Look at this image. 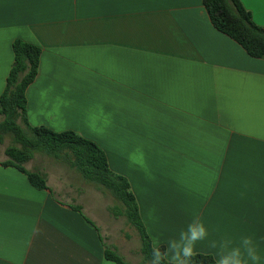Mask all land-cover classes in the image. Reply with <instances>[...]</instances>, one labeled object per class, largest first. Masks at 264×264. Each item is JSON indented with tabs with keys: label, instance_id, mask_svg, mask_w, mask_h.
<instances>
[{
	"label": "crops",
	"instance_id": "0c3cea01",
	"mask_svg": "<svg viewBox=\"0 0 264 264\" xmlns=\"http://www.w3.org/2000/svg\"><path fill=\"white\" fill-rule=\"evenodd\" d=\"M239 1L264 27V0ZM15 40L41 50L29 126L100 147L152 245L198 216L209 232L198 254L250 235L264 264V58L218 32L201 0H0V96ZM24 168L48 189L0 164V264H115L105 249L141 264L107 192L43 155Z\"/></svg>",
	"mask_w": 264,
	"mask_h": 264
},
{
	"label": "trees",
	"instance_id": "16d2710c",
	"mask_svg": "<svg viewBox=\"0 0 264 264\" xmlns=\"http://www.w3.org/2000/svg\"><path fill=\"white\" fill-rule=\"evenodd\" d=\"M212 26L254 59L264 58V27L253 23L252 17L239 0H201ZM14 62L0 96V145L11 140L4 150L3 167H14L28 178L32 186L47 190L45 177L27 171L24 164L39 154L75 170L87 183L107 192L115 201L109 208L113 217H124L140 240L141 264L151 259L152 243L141 221L135 197L128 181L114 174L103 150L94 142L72 131L54 132L46 127H31L26 115V90L38 74L39 47L15 40L12 44ZM81 212L79 207H71ZM163 251V247H161ZM104 257L115 264H129L119 254L105 249ZM197 264H214L210 255L197 254Z\"/></svg>",
	"mask_w": 264,
	"mask_h": 264
},
{
	"label": "clouds",
	"instance_id": "9594fccd",
	"mask_svg": "<svg viewBox=\"0 0 264 264\" xmlns=\"http://www.w3.org/2000/svg\"><path fill=\"white\" fill-rule=\"evenodd\" d=\"M208 236L207 227L200 217L195 216L186 228L179 231L178 237L166 241L163 251L161 246H157V242H153L151 259L147 264H197L196 245L205 241ZM209 247L217 250L214 264H260L261 262L258 245L250 235L241 236L238 242L223 237L219 247L216 240H212L209 242Z\"/></svg>",
	"mask_w": 264,
	"mask_h": 264
},
{
	"label": "rangeland",
	"instance_id": "374dc122",
	"mask_svg": "<svg viewBox=\"0 0 264 264\" xmlns=\"http://www.w3.org/2000/svg\"><path fill=\"white\" fill-rule=\"evenodd\" d=\"M10 143H11V140H10V138L9 137H6L5 138V140H4V142H3V144L2 145H0V156L3 154V151L5 150V148L8 146V145H10ZM127 232H128V230H126ZM125 237H126V235H125ZM138 254V253H137ZM136 254V255H137ZM137 258L139 259V256L137 255ZM133 264V263H132Z\"/></svg>",
	"mask_w": 264,
	"mask_h": 264
}]
</instances>
